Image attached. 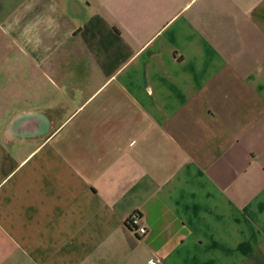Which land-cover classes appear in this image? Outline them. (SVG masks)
<instances>
[{"label": "crops", "instance_id": "crops-1", "mask_svg": "<svg viewBox=\"0 0 264 264\" xmlns=\"http://www.w3.org/2000/svg\"><path fill=\"white\" fill-rule=\"evenodd\" d=\"M151 258L264 264V0H0V264Z\"/></svg>", "mask_w": 264, "mask_h": 264}, {"label": "built area", "instance_id": "built-area-1", "mask_svg": "<svg viewBox=\"0 0 264 264\" xmlns=\"http://www.w3.org/2000/svg\"><path fill=\"white\" fill-rule=\"evenodd\" d=\"M139 215L133 214L129 217V226L133 234L143 236L146 233L145 228L142 225L138 226ZM144 264H159V261L155 258L147 260Z\"/></svg>", "mask_w": 264, "mask_h": 264}, {"label": "trees", "instance_id": "trees-1", "mask_svg": "<svg viewBox=\"0 0 264 264\" xmlns=\"http://www.w3.org/2000/svg\"><path fill=\"white\" fill-rule=\"evenodd\" d=\"M127 223H128V225H129V221H128Z\"/></svg>", "mask_w": 264, "mask_h": 264}]
</instances>
